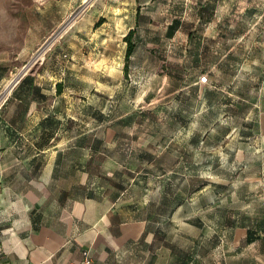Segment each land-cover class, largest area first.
<instances>
[{
    "label": "rangeland",
    "instance_id": "obj_1",
    "mask_svg": "<svg viewBox=\"0 0 264 264\" xmlns=\"http://www.w3.org/2000/svg\"><path fill=\"white\" fill-rule=\"evenodd\" d=\"M0 56L58 96L64 179L71 137L107 143L191 191V264H264V0H0Z\"/></svg>",
    "mask_w": 264,
    "mask_h": 264
},
{
    "label": "crops",
    "instance_id": "obj_2",
    "mask_svg": "<svg viewBox=\"0 0 264 264\" xmlns=\"http://www.w3.org/2000/svg\"><path fill=\"white\" fill-rule=\"evenodd\" d=\"M22 72L0 56L2 258L67 264L87 253L92 264H191V239L185 246L183 233L185 245L176 242V212L187 197L190 205L191 191L177 189L173 176L107 170V143L97 151L79 137L67 144L71 175L64 179L58 96L49 108L32 73ZM116 160L109 159L114 166ZM182 220L191 227L190 218Z\"/></svg>",
    "mask_w": 264,
    "mask_h": 264
},
{
    "label": "built area",
    "instance_id": "obj_3",
    "mask_svg": "<svg viewBox=\"0 0 264 264\" xmlns=\"http://www.w3.org/2000/svg\"><path fill=\"white\" fill-rule=\"evenodd\" d=\"M202 80L204 81L205 77H202ZM0 264H11V263H9L7 260L3 259L2 255L0 253ZM67 264H92V259H91L90 255L86 253L79 262H77V263L69 262Z\"/></svg>",
    "mask_w": 264,
    "mask_h": 264
},
{
    "label": "trees",
    "instance_id": "obj_4",
    "mask_svg": "<svg viewBox=\"0 0 264 264\" xmlns=\"http://www.w3.org/2000/svg\"><path fill=\"white\" fill-rule=\"evenodd\" d=\"M133 44L131 42H129V45L127 47V50H126V54H125V60H128L129 57L131 56L132 52H133Z\"/></svg>",
    "mask_w": 264,
    "mask_h": 264
},
{
    "label": "water",
    "instance_id": "obj_5",
    "mask_svg": "<svg viewBox=\"0 0 264 264\" xmlns=\"http://www.w3.org/2000/svg\"><path fill=\"white\" fill-rule=\"evenodd\" d=\"M87 1H88V0H85L84 3H86ZM22 71L24 72L25 70H22ZM23 72H22V73H23ZM22 73H21V74H22ZM21 74H19V75H21ZM19 77H20V76H19ZM16 81H17V79L13 82V84H14Z\"/></svg>",
    "mask_w": 264,
    "mask_h": 264
}]
</instances>
